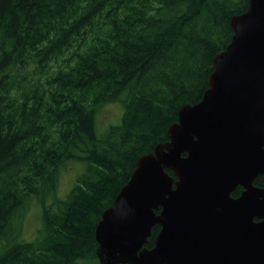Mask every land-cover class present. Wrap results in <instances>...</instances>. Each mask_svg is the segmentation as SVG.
<instances>
[{"label":"trees","instance_id":"1","mask_svg":"<svg viewBox=\"0 0 264 264\" xmlns=\"http://www.w3.org/2000/svg\"><path fill=\"white\" fill-rule=\"evenodd\" d=\"M248 3L0 0V264H100L103 212L137 159L169 140L179 109L201 100ZM109 103L122 105L121 123L99 138L94 117ZM71 160L85 169L60 201L58 174ZM31 198L42 227L25 242L14 221Z\"/></svg>","mask_w":264,"mask_h":264},{"label":"water","instance_id":"2","mask_svg":"<svg viewBox=\"0 0 264 264\" xmlns=\"http://www.w3.org/2000/svg\"><path fill=\"white\" fill-rule=\"evenodd\" d=\"M230 26L201 100L179 109L103 212L100 264H264V187L253 185L264 175V0Z\"/></svg>","mask_w":264,"mask_h":264},{"label":"rangeland","instance_id":"3","mask_svg":"<svg viewBox=\"0 0 264 264\" xmlns=\"http://www.w3.org/2000/svg\"><path fill=\"white\" fill-rule=\"evenodd\" d=\"M123 107L120 103H109L101 106L95 117V133L101 138L110 127L118 126L121 123ZM85 169V163L78 160L68 161L59 171L58 187L55 193L57 200L63 201L67 197L76 180L82 175ZM54 197L46 200V204H51ZM18 233V239L25 242H32L36 239L39 230L42 227V208L40 203L31 198L28 202V208L15 221Z\"/></svg>","mask_w":264,"mask_h":264},{"label":"flooded vegetation","instance_id":"4","mask_svg":"<svg viewBox=\"0 0 264 264\" xmlns=\"http://www.w3.org/2000/svg\"><path fill=\"white\" fill-rule=\"evenodd\" d=\"M264 187V186H263ZM240 188V187H239ZM241 189V188H240ZM242 191V189L240 190V192Z\"/></svg>","mask_w":264,"mask_h":264}]
</instances>
